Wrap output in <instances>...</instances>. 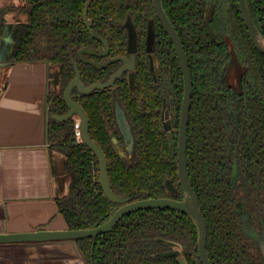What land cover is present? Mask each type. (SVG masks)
I'll return each mask as SVG.
<instances>
[{
  "label": "trees",
  "instance_id": "trees-1",
  "mask_svg": "<svg viewBox=\"0 0 264 264\" xmlns=\"http://www.w3.org/2000/svg\"><path fill=\"white\" fill-rule=\"evenodd\" d=\"M88 0H31L23 11L16 38L15 60H46L60 65L59 91L48 96L49 113L65 114L62 97L75 76L71 58L78 62L86 84L105 82L121 60L98 68L83 61V47L104 48L106 55L85 54L94 60L128 55L130 18L137 32L134 86L128 72L113 86L72 97L89 116V133L102 147L108 162L111 187L129 200L170 196L182 198L178 175V117L183 97L182 67L174 45L159 21L153 0H91L87 8L90 32L83 14ZM186 52L192 74V100L187 137V170L207 224V251L211 264H264L256 243L240 227L236 206L247 187L249 219L264 225V52L257 48L242 18L238 0H162ZM257 27L264 36V0H247ZM154 27L156 74L147 62L146 34ZM2 31L3 23L0 21ZM229 46L243 67L242 87L227 82L224 67ZM167 76L176 95V118L169 132L163 124ZM114 98L124 107L134 134V152L128 156L114 115ZM167 106V105H166ZM168 107V106H167ZM166 107V110L168 109ZM169 111V110H168ZM170 115V114H169ZM50 151L65 155L68 191L56 197L58 211L69 228L93 227L105 221L120 203L110 200L98 181L99 161L82 141L75 116L57 120L49 115ZM234 162L238 173L234 179ZM171 181L175 192L167 189ZM169 239L182 245L187 264H200L198 231L193 219L172 208H145L124 215L110 231L75 239L88 264H183L171 250Z\"/></svg>",
  "mask_w": 264,
  "mask_h": 264
},
{
  "label": "crops",
  "instance_id": "crops-1",
  "mask_svg": "<svg viewBox=\"0 0 264 264\" xmlns=\"http://www.w3.org/2000/svg\"><path fill=\"white\" fill-rule=\"evenodd\" d=\"M30 2L0 0L4 33L13 32L17 20H27L22 6ZM59 70L57 64L36 59H14L0 70V232L68 227L56 203L68 191V181L63 186L60 180L65 155L50 151L47 136L48 96L58 92ZM70 241L2 242L0 264H86Z\"/></svg>",
  "mask_w": 264,
  "mask_h": 264
},
{
  "label": "water",
  "instance_id": "water-1",
  "mask_svg": "<svg viewBox=\"0 0 264 264\" xmlns=\"http://www.w3.org/2000/svg\"><path fill=\"white\" fill-rule=\"evenodd\" d=\"M90 1L91 0H88L86 2L83 19L90 32L94 35L90 26V21L87 17V8L90 4ZM238 2H239V8L242 14V18L245 22L246 27L248 28V32L251 36L254 45L264 52V36L257 27L254 19L252 18V15L250 13L247 4V0H238ZM153 4L164 29L168 33L174 45V48L176 50L177 56L179 58L182 67L183 78H184V92H183V100L181 106L180 128H179V138H178V175L182 189V198L178 199L170 196H161V197H145L135 200H129L130 197L128 195L117 194L116 192H114L109 180L108 162H107L106 154L102 149V147L91 137L89 133L88 113L79 102H77L72 98V91L75 87H77L78 91L81 93H88L94 89H102L105 87L113 86L116 79L121 77L125 71H129L128 74L129 84L131 87L134 86L135 70H136V53H137V32L132 20L128 18L125 23L128 28L127 56L112 57L103 62H97L94 59L86 57L84 55L85 53H92L98 55H105L108 53L109 45L101 37L98 38L102 40L105 45V47L102 50H94L91 48L83 47L78 51V54L83 61L92 63L98 68L107 66L109 63L116 60L122 61L120 67L110 76V78L107 81L105 82L97 81L89 85H86L81 80L80 71L78 68V62L74 57H72L71 61L74 64L76 74L74 78H72L70 82L67 84L63 93V98L67 103V105L69 106V110L65 114H57V113L50 114L48 111V115L56 118L57 120H64L73 115H78L80 137L82 141L86 143L93 150L99 161L98 181L101 183L105 195L110 200L120 203V206L117 209H115L114 212L105 221L93 227H86V228L67 227L62 229H37V230L18 231V232H0V243L21 242V241H46V240L75 241V239L79 237H88V236L96 237L99 234L112 230L117 225L119 220L124 215L130 212L145 208H172L187 213L193 219V221L197 226V231H198L197 241H198L199 262L200 264H211L207 251V234H208L207 224L202 214L197 194L192 184L190 183L188 170H187L188 121H189V111L191 107L192 90H193L192 74L183 43L164 10L162 0H153ZM3 18L4 20H6L4 16ZM20 23L21 22H19V20L14 22L13 24L15 25L14 31L10 33L8 31L4 33L2 27V31H1L2 34L0 33L1 34L0 41H4V49H2V53H0V70H2L4 66H7L8 64L14 61L12 54L14 52L15 42L18 36ZM154 38H155L154 27L151 22L146 37V45H147V49L150 51L148 55V60L153 75L156 74V57L155 54L152 53V50L154 48ZM56 81H57L56 85L58 88L60 81V70L56 74ZM114 105H115L116 121L118 127L120 128L123 134L127 153L129 156H132L134 152V134L131 128V124L127 118L124 107L118 102L117 98H114ZM166 117L167 114L164 113L163 114L164 127L169 132L171 128V122L169 118L168 120H166ZM64 172L65 174L60 178L61 185L63 186L68 181L70 176L66 168ZM167 189L172 192H175V189L172 186L171 181L167 182ZM159 239L167 242L172 247L171 250H167L159 253L160 255L163 256L182 255V245L179 242H175L164 238H159Z\"/></svg>",
  "mask_w": 264,
  "mask_h": 264
},
{
  "label": "flooded vegetation",
  "instance_id": "flooded-vegetation-1",
  "mask_svg": "<svg viewBox=\"0 0 264 264\" xmlns=\"http://www.w3.org/2000/svg\"><path fill=\"white\" fill-rule=\"evenodd\" d=\"M154 6V4H153ZM26 6H22V10L23 8H25ZM154 10H155V7H154ZM155 13H156V10H155ZM157 15V13H156ZM158 17V15H157ZM159 19V17H158ZM160 21V19H159ZM161 22V21H160ZM162 24V23H161ZM163 26V25H162ZM147 34H148V30H147ZM146 34V36H147ZM105 47V46H104ZM103 48L99 49V50H102ZM150 51L147 49V62H148V65H149V60H148V55H149ZM152 53L153 50H152ZM85 54H89V53H85ZM84 54V55H85ZM106 55V54H105ZM100 56H103V55H100ZM88 58H91L89 56H86ZM93 59V58H91ZM97 62H103L105 60H96ZM92 64V63H91ZM149 68H150V65H149ZM151 70V69H150ZM126 72V71H125ZM128 74H129V71H127ZM152 72V71H151ZM153 75V73H152ZM154 76V75H153ZM74 78V77H73ZM184 79V78H183ZM70 82V81H69ZM97 82V81H96ZM161 86L163 88V90L165 91V96H163V103H164V109H163V112H162V116L164 113L168 114L169 116V119H170V122H171V128L172 129V120H174L176 118V106H177V101H176V95H175V89L173 87V84L172 83H169L168 82V79H167V76H163L162 79H161ZM89 85V84H88ZM67 86V85H66ZM59 88L60 86L58 87V91H59ZM77 88V87H75ZM106 88V87H105ZM65 89V88H64ZM103 89V88H102ZM74 90V89H73ZM78 90V89H77ZM184 92V90H183ZM57 93V92H56ZM55 93V94H56ZM64 93V91H63ZM63 93H62V97H63ZM81 93V92H80ZM89 93V92H88ZM72 94H73V91H72ZM73 98V97H72ZM64 99V98H63ZM118 100V99H117ZM182 100H183V97H182ZM119 102V101H118ZM113 103H114V100H113ZM120 103V102H119ZM168 107H167V106ZM181 106H182V102H181V105H180V110H179V117H178V138H179V128H180V114H181ZM166 107L168 108L166 110ZM49 109V108H48ZM169 110V111H168ZM126 113V112H125ZM170 114V115H169ZM114 115H115V105H114ZM127 115V114H126ZM73 116H76V115H73ZM78 116V115H77ZM128 118V117H127ZM115 120H116V116H115ZM129 120V119H128ZM117 122V121H116ZM78 123V122H77ZM131 124V123H130ZM163 124H164V118H163ZM118 125V124H117ZM79 126V125H78ZM132 128V127H131ZM119 129V132L120 134L122 135V138H123V134L120 130V128L118 127ZM79 133V128H78V131ZM123 146H124V149H126V144L124 142V138H123ZM177 151H178V140H177ZM129 156V155H128ZM235 167H236V173H234V179L236 180V177H237V173H238V168H237V163L234 162L233 164V169H234V172H235ZM243 186V191L241 193V196L238 200V205L236 206V213L238 215V218L240 220V227L241 229L243 230V232L245 233V235H247L251 240H253L257 247H258V250L260 251L261 255H262V258L264 260V225H263V220H262V226H261V229L257 228L255 225H253L249 219V204H248V201H247V198H248V194H247V187L244 185V183L242 184ZM243 211V212H242ZM242 215H245L246 219H247V222H248V225L251 227V231L248 232L245 227H244V224H243V217Z\"/></svg>",
  "mask_w": 264,
  "mask_h": 264
},
{
  "label": "rangeland",
  "instance_id": "rangeland-1",
  "mask_svg": "<svg viewBox=\"0 0 264 264\" xmlns=\"http://www.w3.org/2000/svg\"><path fill=\"white\" fill-rule=\"evenodd\" d=\"M229 51H230V58H229L227 64L225 65V67H224L225 68L224 69L225 77H226L228 83L232 84L233 86L237 87L238 89H241V87H242V76H243V70L244 69H243L241 63L236 59V57H235V55L233 53V48L231 46H229ZM75 117H76V120L78 122L79 121V117L77 115ZM168 118H169V116L167 114L166 120H168ZM242 217L244 219L243 220V224H244L245 229L248 232H250L251 231V227L248 225V222H247V219H246L245 215H242ZM67 241H70V240H67ZM64 248L65 247L62 246V249H64ZM39 251H36V253H38ZM79 252H80V250H79ZM71 255H73L74 257H76V253L75 252H73ZM80 256H81L82 260L86 264H88L86 258L81 254V252H80ZM180 256H182L184 259L183 258H180ZM180 256L178 257L180 259V261L182 263H185L186 262V264H187V261H186L185 257L183 255H180ZM75 264H79V260H77V262Z\"/></svg>",
  "mask_w": 264,
  "mask_h": 264
}]
</instances>
